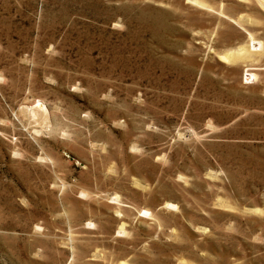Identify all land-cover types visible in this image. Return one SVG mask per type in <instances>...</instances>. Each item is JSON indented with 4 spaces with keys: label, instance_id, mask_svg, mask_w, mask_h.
Segmentation results:
<instances>
[{
    "label": "rangeland",
    "instance_id": "rangeland-1",
    "mask_svg": "<svg viewBox=\"0 0 264 264\" xmlns=\"http://www.w3.org/2000/svg\"><path fill=\"white\" fill-rule=\"evenodd\" d=\"M0 264H264V0H0Z\"/></svg>",
    "mask_w": 264,
    "mask_h": 264
},
{
    "label": "bare ground",
    "instance_id": "bare-ground-1",
    "mask_svg": "<svg viewBox=\"0 0 264 264\" xmlns=\"http://www.w3.org/2000/svg\"><path fill=\"white\" fill-rule=\"evenodd\" d=\"M241 54H236V53H232L230 57H226L227 59H232V60H237L240 57ZM41 124H43L42 128H49L50 127V122H48L45 118H44V122H42ZM122 228V227H121Z\"/></svg>",
    "mask_w": 264,
    "mask_h": 264
}]
</instances>
